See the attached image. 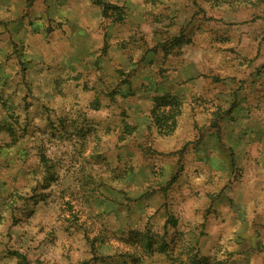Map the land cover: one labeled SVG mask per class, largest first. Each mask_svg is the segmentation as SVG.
Masks as SVG:
<instances>
[{"label":"rangeland","instance_id":"374dc122","mask_svg":"<svg viewBox=\"0 0 264 264\" xmlns=\"http://www.w3.org/2000/svg\"><path fill=\"white\" fill-rule=\"evenodd\" d=\"M263 143L264 0H0V264H264Z\"/></svg>","mask_w":264,"mask_h":264},{"label":"crops","instance_id":"0c3cea01","mask_svg":"<svg viewBox=\"0 0 264 264\" xmlns=\"http://www.w3.org/2000/svg\"><path fill=\"white\" fill-rule=\"evenodd\" d=\"M256 144H258V143H256ZM249 160H250V163H253L255 166L256 165H260V167L258 168V171L259 172H263V174H264V157L260 153H258L257 156L250 157ZM253 171H257V169L255 170V168H253ZM228 183H229V180H227V182L225 184H223V186L221 187V189L219 190V192H221ZM249 206H251V204H249ZM262 206H263L262 204L256 203V204L253 205V208H250V210H251V212H256V213L257 212L260 213L259 211L264 212V210L262 208L260 209V207H262ZM240 207H241V205H239V208ZM239 210H238V207L237 206L229 205L227 207H224L223 206V208L221 210V213H224V212L229 213L230 212L232 217L235 216V217L238 218L239 217V212H240ZM253 249H255L254 250L255 252H253V255L255 257H259L264 262V242L259 243L258 244V247H255Z\"/></svg>","mask_w":264,"mask_h":264}]
</instances>
